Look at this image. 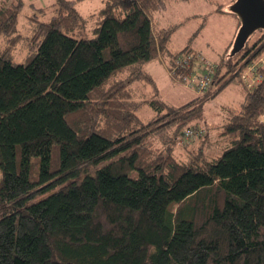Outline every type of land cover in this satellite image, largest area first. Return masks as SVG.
Segmentation results:
<instances>
[{
	"label": "trees",
	"instance_id": "trees-1",
	"mask_svg": "<svg viewBox=\"0 0 264 264\" xmlns=\"http://www.w3.org/2000/svg\"><path fill=\"white\" fill-rule=\"evenodd\" d=\"M81 1L55 0L47 22L32 16L27 63L16 64L23 0H0V264H264V74L215 140L188 127L201 144L180 158L152 139L192 122L197 102L163 114L152 100L161 114L144 123L131 85L152 80L133 67L200 53L173 52L174 28L154 27L166 0H105L86 18ZM92 23L94 37L80 38ZM257 33L234 57L228 46L211 88L264 54ZM208 143L222 154L202 152Z\"/></svg>",
	"mask_w": 264,
	"mask_h": 264
},
{
	"label": "rangeland",
	"instance_id": "rangeland-1",
	"mask_svg": "<svg viewBox=\"0 0 264 264\" xmlns=\"http://www.w3.org/2000/svg\"><path fill=\"white\" fill-rule=\"evenodd\" d=\"M55 0H23V9L19 15V34L22 41L18 50L14 54L13 61L16 64H26L29 51L26 38L31 35L32 16H38L39 20L47 22L55 14L52 4ZM105 0H85L78 2L76 8L84 18L96 14L103 7ZM232 0H166L167 8L162 12L152 15V22L156 29L174 28V32L169 43V48L173 52H178L185 47H191L211 63L222 64L226 57V48L233 40L236 29V18L233 15L221 13L229 7ZM43 9V12L39 11ZM93 23L86 28L80 38L91 39ZM259 34L252 36L255 40ZM133 70L144 72L151 83L142 80L134 81L131 85V103L141 104L135 111L144 123L158 117L161 113H156L148 104L152 100H158L166 105V113L185 105L193 100L197 102L198 109L192 122L181 125L179 128L173 126L164 133L152 139L155 148L173 147L175 154L180 158H187L186 148L190 151L196 149L201 138L187 139L182 133L190 126H203L212 129V133L207 142L216 139L218 127L227 121L229 112H239L242 104L246 101V89L239 77L234 78L221 91L219 86L214 85L206 92H197L188 88L182 81L177 80L170 74V60L157 59L142 65H136ZM225 70H223L224 73ZM230 75H227L228 79ZM258 89V88H257ZM217 92V93H216ZM264 122V117H262ZM182 137V139H181ZM214 137V139H213ZM188 150V151H189ZM205 154L215 153L220 156L223 149L216 146H207L201 149ZM39 158L31 161L32 178L39 174ZM60 164L59 151L53 148L51 170L54 171ZM95 168L89 169L91 173ZM132 177H136L134 172ZM1 179V172H0Z\"/></svg>",
	"mask_w": 264,
	"mask_h": 264
},
{
	"label": "built area",
	"instance_id": "built-area-1",
	"mask_svg": "<svg viewBox=\"0 0 264 264\" xmlns=\"http://www.w3.org/2000/svg\"><path fill=\"white\" fill-rule=\"evenodd\" d=\"M215 69L216 64L209 62L202 55L196 57L192 53H187L175 60L169 72L173 77L176 72L179 73V77L188 88L201 93L210 90ZM263 74L264 54L258 60L247 65L240 75V80L246 90L253 91L261 84ZM202 133L201 130L191 128L184 132V137L192 139Z\"/></svg>",
	"mask_w": 264,
	"mask_h": 264
},
{
	"label": "water",
	"instance_id": "water-1",
	"mask_svg": "<svg viewBox=\"0 0 264 264\" xmlns=\"http://www.w3.org/2000/svg\"><path fill=\"white\" fill-rule=\"evenodd\" d=\"M228 11L240 23L229 53L230 57H234L244 50L256 32L264 31V0H235L228 7Z\"/></svg>",
	"mask_w": 264,
	"mask_h": 264
},
{
	"label": "crops",
	"instance_id": "crops-1",
	"mask_svg": "<svg viewBox=\"0 0 264 264\" xmlns=\"http://www.w3.org/2000/svg\"><path fill=\"white\" fill-rule=\"evenodd\" d=\"M235 0H232V2L231 3H233ZM228 10V7L227 8H225V9H223V12H221V13H226V14H229V13H227L226 11ZM231 15V14H230ZM234 17V16H233ZM234 18H236V17H234ZM236 20V29H235V33H234V35H233V40H231V42H229V44H228V46L234 41V38H235V36H236V33H237V31H238V25H239V21L237 20V18L235 19ZM228 46H227V48H228ZM227 48H226V50H227ZM194 50V49H193ZM196 51V50H195ZM197 52V51H196Z\"/></svg>",
	"mask_w": 264,
	"mask_h": 264
}]
</instances>
